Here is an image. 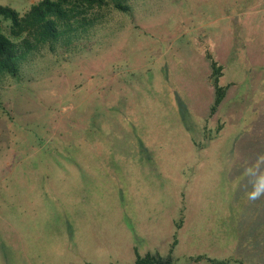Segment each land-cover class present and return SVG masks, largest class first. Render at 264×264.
I'll return each instance as SVG.
<instances>
[{
    "label": "rangeland",
    "instance_id": "rangeland-1",
    "mask_svg": "<svg viewBox=\"0 0 264 264\" xmlns=\"http://www.w3.org/2000/svg\"><path fill=\"white\" fill-rule=\"evenodd\" d=\"M116 3L0 76V264H264V0Z\"/></svg>",
    "mask_w": 264,
    "mask_h": 264
},
{
    "label": "trees",
    "instance_id": "trees-1",
    "mask_svg": "<svg viewBox=\"0 0 264 264\" xmlns=\"http://www.w3.org/2000/svg\"><path fill=\"white\" fill-rule=\"evenodd\" d=\"M116 1L43 0L32 6L24 15L10 7L0 6V76H20L22 63L28 60L40 46L58 43L64 36L79 31V28L95 24L96 16L86 17L92 10L107 6L122 11L129 10L127 6H122ZM80 18L83 19L80 20ZM3 22L11 23L9 35L3 30ZM212 68L211 82L216 90V101L212 113L215 114L225 99L227 89L220 86L223 68L215 62ZM135 264L168 263L159 255L149 254L146 257L138 255Z\"/></svg>",
    "mask_w": 264,
    "mask_h": 264
},
{
    "label": "crops",
    "instance_id": "crops-1",
    "mask_svg": "<svg viewBox=\"0 0 264 264\" xmlns=\"http://www.w3.org/2000/svg\"><path fill=\"white\" fill-rule=\"evenodd\" d=\"M25 0H0V6H7L10 7L14 10H16L17 12H19L21 15L26 14L31 8L32 6L40 3L41 1H37V0H27L29 5H26L22 8V12L19 11V6H21V4L24 2Z\"/></svg>",
    "mask_w": 264,
    "mask_h": 264
},
{
    "label": "clouds",
    "instance_id": "clouds-1",
    "mask_svg": "<svg viewBox=\"0 0 264 264\" xmlns=\"http://www.w3.org/2000/svg\"><path fill=\"white\" fill-rule=\"evenodd\" d=\"M258 196H259V194H253V195L251 196V198L255 199V198H257Z\"/></svg>",
    "mask_w": 264,
    "mask_h": 264
}]
</instances>
